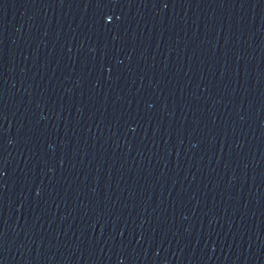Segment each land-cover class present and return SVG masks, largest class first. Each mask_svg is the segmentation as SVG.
<instances>
[{"label": "water", "instance_id": "obj_1", "mask_svg": "<svg viewBox=\"0 0 264 264\" xmlns=\"http://www.w3.org/2000/svg\"><path fill=\"white\" fill-rule=\"evenodd\" d=\"M0 264H264V0H0Z\"/></svg>", "mask_w": 264, "mask_h": 264}]
</instances>
